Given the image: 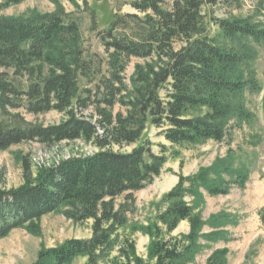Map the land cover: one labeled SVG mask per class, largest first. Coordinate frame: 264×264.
I'll list each match as a JSON object with an SVG mask.
<instances>
[{"label":"trees","instance_id":"trees-1","mask_svg":"<svg viewBox=\"0 0 264 264\" xmlns=\"http://www.w3.org/2000/svg\"><path fill=\"white\" fill-rule=\"evenodd\" d=\"M23 1L6 0V5ZM80 1L88 7L87 0ZM229 3L130 0L133 13H115L108 29L97 34L106 60L87 55L78 21L61 9L29 17L0 16V151L27 143L50 147L74 141L98 149L41 169L34 178L22 160L25 183L0 190V240L15 230L36 234L42 217L62 212L74 223L90 221V238L43 250L34 264H71L77 258L98 264L117 246V232L134 211V195L160 176L166 162L146 143L128 153L112 147L137 144L147 121L164 129L165 141L181 146L221 143L232 120H252L242 99L245 92L261 91L252 50L210 37L202 13L204 7ZM213 24L231 43L264 42L260 23L225 18ZM131 59L143 64L134 66L128 88L125 72ZM81 79L88 85L83 90ZM19 111L30 116L55 112L64 119L57 125H35ZM230 156L191 177L180 176L162 198L166 207L138 229L150 239L147 257L153 264H193L199 241L221 237L214 224L204 234L207 222L193 215L194 202L202 203L204 194L227 196L233 185L244 187L247 177L233 169ZM233 175L231 182L224 178ZM183 221L189 232L172 236ZM117 253L122 264H148L126 238ZM227 253L225 248L216 250L206 264H227Z\"/></svg>","mask_w":264,"mask_h":264},{"label":"rangeland","instance_id":"rangeland-1","mask_svg":"<svg viewBox=\"0 0 264 264\" xmlns=\"http://www.w3.org/2000/svg\"><path fill=\"white\" fill-rule=\"evenodd\" d=\"M87 2L88 7L85 8L80 0H24L17 5H6V0H0V16L29 17L52 14L61 9L78 21L87 55L96 54L106 60L97 34L108 29L115 13H133L128 5L130 0ZM229 2L215 7H204L202 13L210 37L218 38L222 45L248 46L252 50V67L261 91L257 94L245 92L242 99L253 118L248 123L232 120L227 136L221 143L208 141L181 146L165 141L162 133L164 129L155 128L147 121L137 144L120 149L112 147L114 152L128 153L139 144L146 143L154 155L163 156L166 162L160 176L134 195V211L128 214L127 225L117 232V246L98 264L123 263L117 253L123 238L134 244L139 258L145 263L153 264L147 257L150 239L143 236L138 229L152 223L157 211L166 207L167 204L162 203V198L177 185L180 176L191 177L199 169L212 165L215 160L225 158L227 153L232 157L233 169L246 175L247 180L243 188L231 186L227 196L210 197L204 194L202 203L194 202L193 215L207 222L204 234L212 231L211 224L223 234L213 241H199L200 248L195 253L193 264H206L213 252L224 248L228 251L227 264H264V42L259 45L246 40L231 43L220 37L219 30L213 24L214 19L243 18L264 26V0ZM136 64H143V61L131 59L127 64L125 78L128 88V81ZM86 87L87 83L81 79L80 90ZM117 110L118 108L115 109ZM19 113L27 122L42 126L57 125L64 119L55 112L38 116L26 115L23 111ZM97 151L93 145L82 141L62 142L50 147L27 143L0 151V190L17 189L25 183L22 160L29 163L31 178H34L41 169L50 168L70 158L87 157ZM224 178L231 182L234 175ZM185 201L192 204L189 198ZM117 202H122V199ZM91 224L90 221L74 223L66 219L62 212L46 215L37 222L36 234L15 230L0 240V264H34L43 250L58 247L71 239H89ZM217 224H223V227L219 228ZM188 232L189 224L183 221L172 236ZM86 262L85 258H77L71 264Z\"/></svg>","mask_w":264,"mask_h":264},{"label":"crops","instance_id":"crops-1","mask_svg":"<svg viewBox=\"0 0 264 264\" xmlns=\"http://www.w3.org/2000/svg\"><path fill=\"white\" fill-rule=\"evenodd\" d=\"M176 231V230H175ZM176 235H179V234H176Z\"/></svg>","mask_w":264,"mask_h":264},{"label":"built area","instance_id":"built-area-1","mask_svg":"<svg viewBox=\"0 0 264 264\" xmlns=\"http://www.w3.org/2000/svg\"><path fill=\"white\" fill-rule=\"evenodd\" d=\"M58 163H59V162H58ZM58 163H57V164H58ZM57 164H56V165H57Z\"/></svg>","mask_w":264,"mask_h":264}]
</instances>
